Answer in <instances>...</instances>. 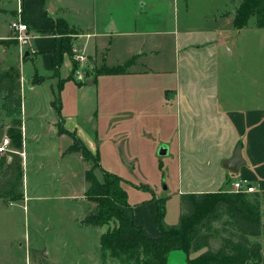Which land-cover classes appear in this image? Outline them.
I'll use <instances>...</instances> for the list:
<instances>
[{
  "label": "rangeland",
  "instance_id": "rangeland-1",
  "mask_svg": "<svg viewBox=\"0 0 264 264\" xmlns=\"http://www.w3.org/2000/svg\"><path fill=\"white\" fill-rule=\"evenodd\" d=\"M184 1L44 0L45 15L49 19H53L54 26H51L47 19L51 26V29L50 26L47 28L50 30L48 33L41 30L34 32L28 27L26 42H19L15 32L8 29V23L17 19L19 12L22 21L27 23L26 17L21 12L23 10L22 0H14L12 6L9 0H0V18L5 24L4 26L0 22V34L8 32V36L4 40H0V59L3 58L4 62L10 64L11 67L8 70L18 69L19 61L26 58L25 51L33 54L31 42L37 36L40 38L35 40L34 46L43 49L47 46L51 47L53 36L58 39L60 51L65 49L62 44L69 43L72 51L71 54L63 55L65 65L63 62L61 75L66 74L65 67L68 56L71 60L70 63L72 62L71 65L74 64L73 79L78 80L80 84L92 81V92L97 87L101 110L95 113L92 118L94 107L91 105V98L84 101L83 110H81L79 103L82 105L83 99L81 101L79 97L77 98L73 83L69 82L59 95V103L64 106L61 115L69 116L67 118L68 125L76 127V135L81 137L86 147L93 152V156L98 154L97 163L96 159H93L96 163L94 166L96 178L101 180L102 173L106 170L119 176L122 179L121 185L127 194V203L130 206L136 207L151 198L153 193L157 198H165L162 200L165 213L161 220L165 226L177 225L181 212L180 194L177 192L179 184L177 162L171 154H159L160 149L165 147V143L174 142L175 132L170 128L173 121L166 120V126L163 128L160 126L163 122L155 120V129H147L146 132L142 130L141 122L135 124L128 121L127 125L120 123V125L126 126L127 133L118 130L120 126H117V121L113 118L115 113L112 107L111 76L114 72L127 71L136 56L122 66H111L106 62L111 64L117 54L125 55L128 46L134 48L141 42L148 45V41H153L161 35L160 33L138 32L140 28L155 29L152 25L155 23L154 17L158 14L156 10L159 12L156 6L159 4L158 2H162L159 4L160 8L163 5L167 6L165 10L167 18L171 19L168 20L170 25L173 22V17L179 23L186 16H198L203 11L209 17H213L224 9H229L230 5L229 0H187V4L183 8ZM25 2L27 12L33 22L41 26L45 16H43L39 4L32 0H25ZM109 5L115 9L113 13L116 14L120 33H113L114 36L111 38L113 42H111V50L108 51L106 61L107 44L99 46L97 39L101 42L104 41L105 38L101 34L108 33L104 29V24L111 16V12L109 14L106 10ZM144 16L153 18V21L150 22L152 25L144 27ZM134 24L137 25L138 31L133 29ZM158 25L156 24V27H159ZM163 27H169V23ZM235 33L232 30L227 38L229 42L226 45L227 53L237 56L240 48L244 55L242 61H244L245 69H248L245 76H252L251 68L258 70L260 73L257 78H254V81L258 79V83L264 84V28L258 29L254 17H251L239 42L235 40ZM45 34L48 36L43 37ZM109 40L110 38L107 37V41ZM168 44L169 42H167ZM56 52L57 58H59L60 53ZM81 54L85 56V59L81 62L75 60L74 56ZM11 58L13 59L9 62L8 60ZM165 58L167 62L171 60L168 53ZM156 59L163 61V57L160 55ZM38 70L39 73L44 71L42 61ZM234 72L233 70L232 73ZM249 79L245 82H238L237 86L239 83L242 86H247L248 81L250 82ZM115 84L117 85L118 81ZM249 85L251 88L256 87L255 82ZM25 100L27 107L25 116L23 115L27 127L25 149L29 157L24 171V185L21 188L23 198L13 200L10 204L0 198V264H117L106 254L103 258L99 255L98 235L108 228L117 227L118 220L103 224L100 230L79 222L87 210L93 212L95 207L93 202L88 204L85 201L84 195L82 197L84 187L87 186L84 172L93 167V162L91 160L83 161L75 153L58 161L59 156L52 149L64 148L69 144L70 137L59 139L55 141L54 145L53 143L50 145L36 144L31 140L30 132L32 130L39 132L40 136H43L46 130L36 123L32 112V102L28 98ZM39 104L40 99L37 102V105ZM150 108H158L157 103L152 101V105L148 109ZM104 109L107 111L106 115H103ZM140 109L143 111L146 110V107ZM16 112L15 107L6 105L0 95V124L1 127L6 128V131L0 132V138L10 139L7 132L10 128L15 127L11 120L17 119ZM112 118L116 122L111 124ZM143 122L149 126L152 123L150 121ZM134 125H136L135 130H131ZM4 157L6 154L0 153V159ZM4 175L6 174L0 172V179ZM156 227L159 230L158 225ZM262 236L259 238L264 245V236ZM220 242L218 236H212L207 247H201L197 251L187 250V255L179 252L181 251L179 249V251L173 249L170 251L172 253H169V261L172 264H182L184 258L186 261H190L208 249L215 250ZM174 257H177L178 260Z\"/></svg>",
  "mask_w": 264,
  "mask_h": 264
},
{
  "label": "crops",
  "instance_id": "crops-1",
  "mask_svg": "<svg viewBox=\"0 0 264 264\" xmlns=\"http://www.w3.org/2000/svg\"><path fill=\"white\" fill-rule=\"evenodd\" d=\"M32 1L39 4L45 18L41 26L34 23L27 12L25 0H22L23 10L21 12L26 17L29 29L34 32L37 30L50 32L47 28L50 24L54 26L55 23L53 24V19H49L45 15L44 0ZM241 1L229 0V9H224L213 17H209L204 11L198 16H186L180 23L178 20L176 22L173 17L171 25L168 22L171 19L167 18L165 10L167 6L163 5L160 8L159 4L162 2H158L159 4L156 6L159 12L156 10L158 14L154 17L155 23L152 25L150 22L153 21V18L144 16V27L152 25L155 29L140 28L138 31L135 24L133 29L138 32L160 33L161 35L153 41H148V45L141 42L139 46L134 48L128 46L126 54H117L111 64L106 59L108 51L111 50V42H113L111 38L114 36L113 33L118 34L120 30H118L119 24L116 14L113 13L115 9L111 5L106 8L109 14L111 12L110 19L104 24V29L108 33L101 34L105 38L104 41L101 42L97 39L99 46L107 44L106 63L111 66H122L136 56L127 71L112 73V107L115 113L113 118L117 122L112 118L110 123L116 122L117 126H120L118 130L127 133L128 130L124 124L128 121L135 124L141 122L142 130L145 132L147 129H155V120L163 122L160 125L163 128L166 126V120L168 122L173 121L170 128L175 132L174 142L165 143L164 146L166 148L165 154H171L177 162V177L179 178L177 192L180 195L191 192L206 193L218 192L221 189L228 190L231 182L239 179L253 185L258 193H264V84L258 83V79L254 81V78H257L258 73H260L258 70L251 68L252 76H245L248 69H245L244 61H242L244 55L240 48L237 56H235L227 53L228 47L226 46L229 43L227 38H229L232 30L236 32L235 40L239 42L241 34L247 29L248 22L241 29L233 25L235 9ZM9 3L12 6L14 0L12 2L9 0ZM186 4L187 0L184 1L183 8ZM101 12L104 13V11ZM110 21H113L115 28L109 31L107 26ZM0 22L4 24L2 18H0ZM166 23H169V27H163ZM156 24H159V27H156ZM261 28L264 27L258 29ZM7 36L8 32L0 34V40H4ZM45 36L48 34L43 35V37ZM107 37L110 38L109 41H107ZM38 38L40 37L37 36L31 42L33 54L25 51L26 58L21 59L18 64L21 77L19 91L21 94L20 119L22 122L21 152H25V156L22 158L23 185L24 171L29 157L25 149L27 127L23 119V115L25 116L27 111L26 98L32 102V112L36 123H39L40 127L46 130L43 136L38 135L39 132L37 133L36 130H32L30 132L31 140L35 141L36 144L50 145L53 143L54 145L55 141L70 137L69 144L64 148L52 149L59 156L58 161H62L65 156L72 153L77 154L84 161L85 159L79 151L66 153L65 150L73 144L75 138L83 145L85 144L81 137L76 135V127L68 125L67 118L69 116L61 115L64 106L56 103L60 106L59 119L56 107L53 105L55 97L58 95L60 99V93L67 83L71 82L77 98L79 97L81 101L83 99L82 105L79 103L81 110H83L84 101L90 98L91 105L94 107L92 118L95 113L101 110L97 87H95L96 91L92 92V81L80 84L78 80L73 79L74 64L71 65L72 62L70 63L71 60L68 56L65 67L66 74L61 75V67H63L64 62L63 55L66 54L62 50L60 51L58 39L53 36L51 47L47 46L43 49L34 46L35 40ZM167 42H169L168 45ZM56 51L60 53L61 64L58 73L53 75L51 59L54 53L57 55ZM167 53L171 57L169 62L165 58ZM158 55L163 57V61L156 59ZM234 57L236 59H233ZM13 58L8 61L11 62ZM0 60V70L6 71L11 67L8 62H4L5 59L1 58ZM40 60L44 69L42 73H39L38 70L41 64ZM232 63L234 65L231 66ZM231 69L235 72L232 73L233 70ZM247 79L250 80V82L248 81L249 84L255 82L256 87L251 88L249 84L242 86L239 83L240 87L238 88L237 83L245 82ZM117 81L118 84L116 85L115 82ZM126 81H128L127 84ZM154 97L155 99H153ZM39 99L40 104L37 105ZM152 101L157 103L158 108L148 109L152 105ZM143 107H146V110L140 109ZM106 112L104 109L103 115H106ZM143 121L152 122L151 126L146 123L143 124ZM120 123L124 124L120 125ZM60 127L66 132H61ZM135 128L136 125L131 127V130H135ZM4 131L6 128L0 127V132ZM2 139L0 138V143ZM236 146L241 147V156L245 163L239 167L238 171L232 172L223 166V161L232 156ZM95 155L98 159V154ZM88 185L87 181L85 190ZM160 200L153 193L152 197L143 203L136 207L131 206L134 223L142 227L145 235H159V230L156 227V215L158 211L157 201ZM102 232L99 233L98 238ZM259 237L252 235L248 239L252 243L260 242L262 244Z\"/></svg>",
  "mask_w": 264,
  "mask_h": 264
},
{
  "label": "trees",
  "instance_id": "trees-1",
  "mask_svg": "<svg viewBox=\"0 0 264 264\" xmlns=\"http://www.w3.org/2000/svg\"><path fill=\"white\" fill-rule=\"evenodd\" d=\"M233 25L241 29L254 17L258 28L264 27V0H242L235 9ZM62 52L71 54L69 43L62 44ZM67 47V48H66ZM52 74L58 73L61 61L56 53L52 55ZM21 77L18 69L0 70V95L3 102L17 110L14 128L8 130L12 151L0 159V198L5 203L23 197L22 182V122ZM59 97L53 100L60 119ZM2 125L0 124V127ZM61 132H66L60 127ZM77 143V144H75ZM66 153L79 151L85 160H91L93 167L85 172L89 185L84 192L88 204H95L94 211L88 210L79 219L80 224L101 228L103 224L118 220L117 227L106 229L100 234L99 255L114 259L117 264H166L171 250L197 251L207 247L212 236H218L220 245L186 261V264H264V245L250 242L249 236H264V193L229 192H191L180 195L181 212L177 225H163L162 200L157 201L156 223L158 236L145 235L142 227L133 220V209L127 203V194L122 187V179L116 174L103 171L98 180L94 173L97 156H93L77 138ZM93 159H96V163ZM88 206V205H87ZM178 247V248H174ZM106 254V255H105ZM187 259V258H186ZM104 264V263H102Z\"/></svg>",
  "mask_w": 264,
  "mask_h": 264
},
{
  "label": "built area",
  "instance_id": "built-area-1",
  "mask_svg": "<svg viewBox=\"0 0 264 264\" xmlns=\"http://www.w3.org/2000/svg\"><path fill=\"white\" fill-rule=\"evenodd\" d=\"M9 28L12 32H15L17 40L20 42H26L27 35L26 31L28 30V25L26 22L22 21V17L20 16V12L17 19L12 20L9 23ZM75 60L81 62L85 59V56L83 54L74 56ZM10 145V139L4 137L0 143V153H8L9 151H12ZM21 157L24 158L25 152H19ZM229 192H245V193H251V192H257V189L253 185H249L245 181L239 179L236 181L231 182L230 187L228 188Z\"/></svg>",
  "mask_w": 264,
  "mask_h": 264
},
{
  "label": "water",
  "instance_id": "water-1",
  "mask_svg": "<svg viewBox=\"0 0 264 264\" xmlns=\"http://www.w3.org/2000/svg\"><path fill=\"white\" fill-rule=\"evenodd\" d=\"M114 28L115 27H114L113 21H110L109 25L107 26V29L110 31V30H114ZM165 153H166V148L162 147L160 149V151H159V154L164 155ZM244 163H245V160H243L242 156H241V147L240 146H236L232 156L230 158H228V159H224L223 166L225 168L229 169L230 171L235 172V171H238L239 167L242 164H244ZM179 252H182V251H179ZM170 253H172V252H170ZM182 253H184V252H182ZM174 258L177 259V257H174ZM169 260H170V255L167 258V263L166 264H172L171 261H169ZM182 264H186L185 258H184Z\"/></svg>",
  "mask_w": 264,
  "mask_h": 264
}]
</instances>
